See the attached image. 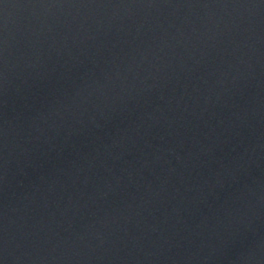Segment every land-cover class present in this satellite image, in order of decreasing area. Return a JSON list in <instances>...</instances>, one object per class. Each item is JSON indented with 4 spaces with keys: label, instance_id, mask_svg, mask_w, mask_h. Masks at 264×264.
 Segmentation results:
<instances>
[{
    "label": "water",
    "instance_id": "95a60500",
    "mask_svg": "<svg viewBox=\"0 0 264 264\" xmlns=\"http://www.w3.org/2000/svg\"><path fill=\"white\" fill-rule=\"evenodd\" d=\"M0 264H264V0H0Z\"/></svg>",
    "mask_w": 264,
    "mask_h": 264
}]
</instances>
